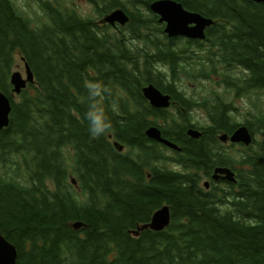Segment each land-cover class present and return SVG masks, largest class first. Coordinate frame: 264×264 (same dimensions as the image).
I'll use <instances>...</instances> for the list:
<instances>
[{"label": "trees", "instance_id": "trees-1", "mask_svg": "<svg viewBox=\"0 0 264 264\" xmlns=\"http://www.w3.org/2000/svg\"><path fill=\"white\" fill-rule=\"evenodd\" d=\"M88 1L101 18L123 9L130 20L120 32L128 35L99 28L62 0L44 1L47 22L33 27L11 0H0V92L12 104L0 159L29 156L23 182L0 174V233L16 247V264H264V114L238 124L231 105L216 98L208 107L175 85L192 69L205 78L199 55L214 49L219 64L246 72L226 76L228 88L237 95L264 90V4L175 0L214 20L196 41L168 39L148 9L155 0ZM16 56L35 80L19 102L9 83ZM147 84L169 94L172 106L152 108L141 93ZM196 108L207 109L210 125L192 122ZM153 125L181 149L173 157L145 137ZM240 125L263 138L237 161L217 152L216 136ZM188 128L202 137L190 139ZM109 136L128 151L118 153ZM216 166L235 171L237 182L226 184L236 192L212 197L202 190L200 172L209 177ZM163 205L171 212L166 229L129 233ZM77 221L83 226L73 229Z\"/></svg>", "mask_w": 264, "mask_h": 264}, {"label": "rangeland", "instance_id": "rangeland-1", "mask_svg": "<svg viewBox=\"0 0 264 264\" xmlns=\"http://www.w3.org/2000/svg\"><path fill=\"white\" fill-rule=\"evenodd\" d=\"M44 1L47 0H11L16 10L24 18L29 20L33 27H38L43 22H47V17L41 9V5ZM62 2L64 3L65 8L67 7L69 9H73L80 15L95 21L99 28H102L103 25H106L100 23L102 18L98 15L97 10L94 9V6H92L88 0H62ZM141 10L146 12L145 9ZM110 27L116 36H120L123 32L128 35L127 31L120 32V28L122 27L119 25H117V27ZM204 48L206 49V47ZM221 55L222 53H217V50L214 49H212L210 54L206 57L200 54L199 57L202 58L201 63L203 65L200 67V69H202V73L207 74V76L205 78L203 76H197V71L192 69L193 71L191 72L190 76L179 77V80L175 83L177 90L182 92L188 98L199 102L206 101L208 107L212 105L211 102H213L214 99H221L224 103L231 105L232 108L230 115L233 122L238 124L251 121L254 117L264 114V90H252L248 92L240 91V94L237 95L234 89L228 88V86H226V84L223 82L226 76L234 79H242L245 77L246 72L241 67L223 66L219 64L217 61L221 58ZM14 71L20 72L23 78H25L24 64L19 56L14 58V64L12 66L11 72ZM237 84L242 86L241 82H238ZM13 100L15 102H19L18 95L13 96ZM170 112L172 114H176V111L173 109H170ZM190 116L192 122L195 125H198V127H207L210 125L208 112L205 108H196L191 112ZM262 138V134L255 129L253 142L249 147H245L241 144H221L218 140L219 146L216 145V150L226 158H233L237 161H240L248 155H252L258 149V143L261 142ZM109 140L111 142L115 141L113 137L109 138ZM127 151L128 149L124 147L121 153H126ZM164 154H166L168 157H173L172 150H165ZM14 155L16 154H9L4 156L3 160L0 159V174L4 178H14L18 180V182H23V178L20 175L24 176V174H26L25 163L29 160V156H25L24 154H17L16 156ZM17 166L18 170L15 171ZM174 168L178 171H181L179 166H175ZM236 168L246 170V168L241 164L236 165ZM200 176L202 179L200 180L199 184L202 190H204L205 193L210 194L212 197H215L216 195H222L223 192H221V190L231 193L236 192L237 190V188L231 189L227 184L222 183H212L211 188L205 190L203 183L210 179L206 177L203 172H200ZM73 186L76 189L78 198L81 199L82 192L77 186V182L76 185ZM228 207V205H224L220 208L225 210Z\"/></svg>", "mask_w": 264, "mask_h": 264}, {"label": "water", "instance_id": "water-1", "mask_svg": "<svg viewBox=\"0 0 264 264\" xmlns=\"http://www.w3.org/2000/svg\"><path fill=\"white\" fill-rule=\"evenodd\" d=\"M256 4H264V0H248ZM149 11L158 17V23L163 26V34L168 39L184 38L188 40L204 41L206 39V31L214 25V20L203 16L200 13L192 12L183 7V5L175 0H155L148 6ZM129 16L120 8L114 9L101 19V24L117 27H124L129 23ZM24 64L25 78L18 71H14L9 76V83L12 87V95H20L28 84H33L34 74L26 63L24 58H21ZM141 93L149 105L158 110L169 109L173 102L169 94L163 93L153 84H147L141 89ZM12 104L10 98L3 92H0V131L7 128L10 121ZM148 140L157 142L166 148L179 152L181 149L162 136L158 126L153 125L148 127L144 132ZM186 135L191 139H199L202 133L194 128H188ZM111 138V136H109ZM218 140L222 143L229 141L231 144H241L249 147L253 142V135L245 125L238 126L231 134H221ZM113 147L118 153L123 151V145L114 141ZM222 178L229 183H236L235 173L227 167H216L213 170L212 180L217 181ZM71 184L76 185L74 178L71 179ZM205 189L209 188L208 181L203 183ZM171 222V212L169 205H163L158 208L151 216L148 223L139 225L136 229L130 230L129 233L137 236L141 231L150 230L160 232L166 229ZM83 226L82 222L72 224L73 229H79ZM17 250L14 245L8 242L0 233V264H16Z\"/></svg>", "mask_w": 264, "mask_h": 264}, {"label": "flooded vegetation", "instance_id": "flooded-vegetation-1", "mask_svg": "<svg viewBox=\"0 0 264 264\" xmlns=\"http://www.w3.org/2000/svg\"><path fill=\"white\" fill-rule=\"evenodd\" d=\"M158 21V20H157ZM191 113V112H190ZM202 133V132H201ZM221 134H224V133H221ZM221 134H218V136L219 135H221ZM202 135H203V133H202ZM202 135H201V137H202ZM218 136H216V138H217V140H218ZM200 137V138H201ZM199 138V139H200ZM191 139V138H190ZM195 140V139H194ZM198 140V139H197ZM220 142V141H219ZM221 144H230V145H233V144H231L229 141H227L226 143H222V142H220ZM216 167H218V166H216ZM215 167V168H216ZM219 167H224V166H219ZM214 168V169H215ZM229 168V167H228ZM213 169V170H214ZM231 169V168H230ZM232 170V169H231ZM233 171V170H232ZM235 173V172H234ZM212 174H213V171L211 172V174H210V176L208 177L210 180H206V181H208V183H209V188H211V184L212 183H222V184H226V183H229V182H227L226 180H223L222 178H220V179H218L217 181H215V180H212ZM235 178H236V173H235ZM237 180V179H236ZM213 181V182H212ZM237 182V181H236ZM234 184V183H233ZM205 189V188H204ZM206 190V189H205Z\"/></svg>", "mask_w": 264, "mask_h": 264}]
</instances>
